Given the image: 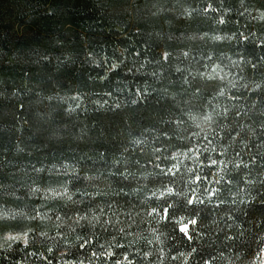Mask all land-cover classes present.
I'll use <instances>...</instances> for the list:
<instances>
[{
	"label": "trees",
	"instance_id": "1",
	"mask_svg": "<svg viewBox=\"0 0 264 264\" xmlns=\"http://www.w3.org/2000/svg\"><path fill=\"white\" fill-rule=\"evenodd\" d=\"M207 2L0 0V203L31 211L40 201L29 199L27 188L39 184L77 193L71 202L48 205L53 218L98 202L135 210L139 193L129 190L157 183L159 176L142 174L159 173L157 165L169 164L162 145L177 143L159 135L173 131L167 121L175 112L171 97L184 99L204 83L189 75L202 65L201 55L211 48L218 56H264V44L257 46L264 27L256 25L255 36L241 39L253 25L239 15L240 0H211L218 11L194 13L188 21L176 15L185 4L203 7ZM161 8L163 15L153 14ZM225 9L232 11L225 14ZM218 15L227 22L215 23ZM206 32L233 39L214 45L189 39ZM182 48L190 49V56L181 55ZM97 188L108 195L86 194ZM13 192L21 199L9 200ZM249 214H264V209L254 207ZM34 226L0 224V233ZM113 235L101 229L93 234L84 226L53 240L32 231L26 244L0 247V264L131 259L123 238L106 245Z\"/></svg>",
	"mask_w": 264,
	"mask_h": 264
},
{
	"label": "clouds",
	"instance_id": "2",
	"mask_svg": "<svg viewBox=\"0 0 264 264\" xmlns=\"http://www.w3.org/2000/svg\"><path fill=\"white\" fill-rule=\"evenodd\" d=\"M239 8V15L253 25L248 35L241 34L246 40L256 35V25L264 27V0H240ZM211 11L218 10L208 0L203 7L185 4L176 15L188 21L194 13ZM164 12L161 8L153 14ZM226 22L216 17L215 23ZM189 39H206L214 45L233 37L206 32ZM261 44L264 40L257 41L258 47ZM180 54L188 57L191 52L182 48ZM200 59V68L190 69L189 75L203 85L193 87L184 99L171 97L175 112L167 121L173 131L159 133L177 142L162 145L169 164L157 165L159 173L142 174L159 176L157 183L129 190L139 193L135 210L98 202L67 217L57 212L53 218L54 208L48 205L55 200L71 202L76 191L32 184L26 195L40 203L31 211L0 203V224L25 221L35 226L6 230L0 239L26 244L28 234L37 231L55 240L88 226L93 234L96 229L114 233L106 245L114 244L117 237L125 240L131 259L119 264H264V214H249L254 207L264 209V56L259 60L239 53L218 56L210 48ZM86 194L108 195L99 188ZM7 195L9 200L21 199L16 192ZM49 230L54 236L49 237ZM107 251L111 255V249Z\"/></svg>",
	"mask_w": 264,
	"mask_h": 264
},
{
	"label": "rangeland",
	"instance_id": "3",
	"mask_svg": "<svg viewBox=\"0 0 264 264\" xmlns=\"http://www.w3.org/2000/svg\"><path fill=\"white\" fill-rule=\"evenodd\" d=\"M27 241H28V237H27ZM16 242H20V241H16ZM12 243H14V242H12V241H8L7 243H5L2 239H0V247H1V248L8 247V246L11 245ZM22 243H23V242H22Z\"/></svg>",
	"mask_w": 264,
	"mask_h": 264
}]
</instances>
